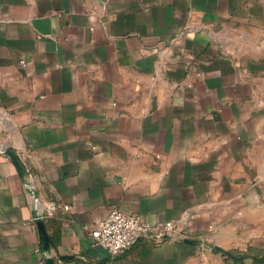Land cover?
<instances>
[{
	"label": "crops",
	"instance_id": "0c3cea01",
	"mask_svg": "<svg viewBox=\"0 0 264 264\" xmlns=\"http://www.w3.org/2000/svg\"><path fill=\"white\" fill-rule=\"evenodd\" d=\"M0 264H264V0H0Z\"/></svg>",
	"mask_w": 264,
	"mask_h": 264
},
{
	"label": "built area",
	"instance_id": "2783aa9c",
	"mask_svg": "<svg viewBox=\"0 0 264 264\" xmlns=\"http://www.w3.org/2000/svg\"><path fill=\"white\" fill-rule=\"evenodd\" d=\"M69 205L65 209H69ZM177 232L173 223H151L137 214L113 211L92 231L96 243L112 258L125 254L141 239L162 243L172 239Z\"/></svg>",
	"mask_w": 264,
	"mask_h": 264
},
{
	"label": "water",
	"instance_id": "95a60500",
	"mask_svg": "<svg viewBox=\"0 0 264 264\" xmlns=\"http://www.w3.org/2000/svg\"><path fill=\"white\" fill-rule=\"evenodd\" d=\"M38 217H39V221H41V219H40V215H38ZM42 251H43V250H42ZM43 253L46 254L44 251H43ZM45 257H46V255H45Z\"/></svg>",
	"mask_w": 264,
	"mask_h": 264
}]
</instances>
